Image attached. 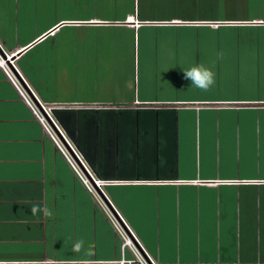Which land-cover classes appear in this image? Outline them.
<instances>
[{"label": "crops", "instance_id": "crops-1", "mask_svg": "<svg viewBox=\"0 0 264 264\" xmlns=\"http://www.w3.org/2000/svg\"><path fill=\"white\" fill-rule=\"evenodd\" d=\"M195 3L189 11L216 10ZM37 6L0 0V53L47 121L0 68V264H68L80 238L93 264H138L115 221L147 264H264V88L205 92L173 83L179 72L163 63L181 55L171 44L264 35L147 34L264 29V18L152 19L140 12L169 9L86 0L66 5L85 17L19 35L13 21ZM62 29L64 46L46 44ZM33 204L53 215L32 216Z\"/></svg>", "mask_w": 264, "mask_h": 264}, {"label": "rangeland", "instance_id": "rangeland-1", "mask_svg": "<svg viewBox=\"0 0 264 264\" xmlns=\"http://www.w3.org/2000/svg\"><path fill=\"white\" fill-rule=\"evenodd\" d=\"M10 2H20L25 4H37L34 11L19 12L26 15L24 20L13 21L17 25L19 35L27 36L29 30L41 27L43 29L46 25L54 23L56 21H64L72 19L78 16L74 14L82 15L85 17L87 13L91 12H77L67 10V4H78L85 3L86 0H8ZM98 1L102 3H112L117 1L128 5L132 0H88ZM194 2V3H193ZM200 2L201 5L209 6L210 8H216L215 11L211 10L208 12L203 11H189L192 4ZM140 6L144 4H151L154 8H166L169 10H156L151 12H140V14L150 15L152 19L168 18V17H194L195 14H202L200 17L206 16L217 19H247V18H264V0H136ZM177 4H184V9L181 11L170 8ZM178 7V5H177ZM188 7V8H187ZM234 8V9H233ZM13 18L15 12H8ZM101 15H106L107 12H97ZM29 16V18H28ZM20 18V17H19ZM64 27V26H63ZM62 27V28H63ZM66 29H62L57 33L54 39L46 40V44L56 40L59 46H64L66 41ZM153 33L148 32L147 34H161V35H180V36H192V35H207V36H247V35H264L263 28L255 29H243V28H220L213 30L209 28H178V29H156L152 30ZM140 34H143L142 32ZM207 40H189L180 42L178 44H171L178 46L183 49L180 56L170 58L164 66L171 72H179V75L173 80V83L182 84L183 86H191V81L184 79V72L194 64H204L208 67H212L216 74L217 87L221 86H236L242 85L245 88L251 86H260L264 88V65L253 64L257 57L256 51H260L264 56V39L262 42H250V40H236L233 39H208ZM200 41V42H198ZM218 53H222V56L218 58ZM215 58L213 59V57ZM202 57V58H199ZM209 57H211L209 59ZM205 58V59H204ZM207 61H210L207 62ZM250 62V63H249ZM252 62V64H251ZM166 68V69H167ZM177 71V72H176ZM260 72L258 77L243 79L242 76L250 75L251 73L257 74ZM252 74V75H254ZM230 75V77L223 79ZM235 76L239 77L238 80Z\"/></svg>", "mask_w": 264, "mask_h": 264}, {"label": "clouds", "instance_id": "clouds-1", "mask_svg": "<svg viewBox=\"0 0 264 264\" xmlns=\"http://www.w3.org/2000/svg\"><path fill=\"white\" fill-rule=\"evenodd\" d=\"M217 55L220 58L222 53H218ZM183 72L184 79L191 81V86L205 92L211 89L216 83V74L212 67H208L202 63L194 64L190 68L183 70ZM30 211L34 217L42 214L43 217L48 218L53 215L52 210L47 205L41 207L39 204H33ZM72 251L81 254V256L79 259L68 262V264H93V261L89 258L94 256V252L91 246L85 248L83 238L74 242Z\"/></svg>", "mask_w": 264, "mask_h": 264}, {"label": "built area", "instance_id": "built-area-1", "mask_svg": "<svg viewBox=\"0 0 264 264\" xmlns=\"http://www.w3.org/2000/svg\"><path fill=\"white\" fill-rule=\"evenodd\" d=\"M9 60V58H7ZM12 64V63H11ZM13 66V65H12ZM0 68H2L5 73L8 75L9 79L11 80V82L18 88L19 92H22V97L24 98V100L26 101V103L34 110L38 120L42 123V125H46L47 126V121L45 119V117L43 116V114L38 110L37 106L32 102V100L30 99V97L25 93V91H23L24 89L21 87V85L19 84L18 80L15 78V76L12 74V72L10 71V69L8 68V66L5 63V60H3L2 58H0ZM44 113L46 114V116L49 117L48 113L44 110ZM55 126V125H54ZM50 127V126H49ZM49 127H47L46 129L49 130ZM51 128V127H50ZM52 130V129H50ZM59 131V130H58ZM56 139V138H55ZM57 140V139H56ZM55 140V142H56ZM58 142V141H57ZM66 158H68V160H70V162H72L73 164H75V162L71 159L70 156L65 155ZM84 183L87 185L88 181L86 179H84ZM90 188V187H89ZM95 193V192H94ZM97 198V197H96ZM114 227L117 229L118 233L120 234V236L122 237L123 240V246H128L132 249V252L134 254V256L136 257V261H138V264H147V262L144 260L143 256L132 247V242L130 240V238L124 233V231L122 229L119 228L118 224L115 222H113ZM124 263V262H122Z\"/></svg>", "mask_w": 264, "mask_h": 264}, {"label": "water", "instance_id": "water-1", "mask_svg": "<svg viewBox=\"0 0 264 264\" xmlns=\"http://www.w3.org/2000/svg\"><path fill=\"white\" fill-rule=\"evenodd\" d=\"M0 56L2 57L3 60H5L6 65L8 66V68L10 69V71L12 72V74L15 76V78L18 80L19 84L21 85V87L24 89V91L26 92V94L30 97V99L32 100V102L37 106L38 109H41L40 106L36 103V101L33 99V97L31 96V94L29 93V91L27 90V88L25 87L24 83L22 82V80L19 78L18 74L15 72L14 68L11 65V61L5 59V57L0 53ZM42 111V109H41ZM67 151L70 153V156L72 158V160L76 163L79 164L76 156H74L73 154H71L70 150L67 148ZM85 176L87 177V174H85ZM98 191V190H97ZM101 199L105 202V205H107V202L105 200V198L103 196H101ZM115 216V215H114ZM130 238V236H129ZM132 239V238H131ZM139 249V248H138ZM140 254L143 256V258L146 260L145 255L143 254V252L139 249ZM147 261V260H146Z\"/></svg>", "mask_w": 264, "mask_h": 264}]
</instances>
